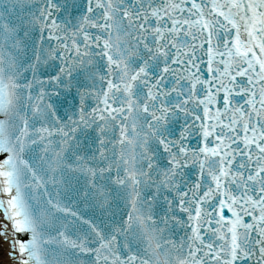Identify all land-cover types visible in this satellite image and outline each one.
Returning <instances> with one entry per match:
<instances>
[{
    "label": "snow or ice",
    "instance_id": "snow-or-ice-1",
    "mask_svg": "<svg viewBox=\"0 0 264 264\" xmlns=\"http://www.w3.org/2000/svg\"><path fill=\"white\" fill-rule=\"evenodd\" d=\"M0 264H264V0H0Z\"/></svg>",
    "mask_w": 264,
    "mask_h": 264
}]
</instances>
